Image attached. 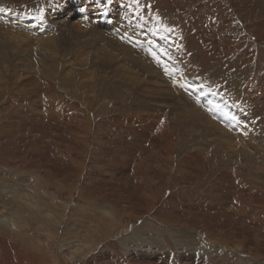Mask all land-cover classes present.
<instances>
[{"label": "rangeland", "instance_id": "rangeland-1", "mask_svg": "<svg viewBox=\"0 0 264 264\" xmlns=\"http://www.w3.org/2000/svg\"><path fill=\"white\" fill-rule=\"evenodd\" d=\"M151 2L0 0V264H264V0ZM71 22L129 42L171 85L210 86L258 174L221 162L223 138L200 140L139 82L84 65Z\"/></svg>", "mask_w": 264, "mask_h": 264}, {"label": "bare ground", "instance_id": "bare-ground-1", "mask_svg": "<svg viewBox=\"0 0 264 264\" xmlns=\"http://www.w3.org/2000/svg\"><path fill=\"white\" fill-rule=\"evenodd\" d=\"M154 1L155 0H152V2H154ZM162 4H163V6H166V1L163 2ZM142 13L144 14L145 10L142 11ZM3 15H4V13L1 14L2 17H3ZM68 16H69V14H68ZM76 16H77L76 14H73V13L70 14L71 18H75L76 19ZM149 22L152 25L156 26L158 28V30L161 31L165 35V33H164V32H166L165 27L164 26L162 27V23L159 20H155V17H151ZM68 24H69L68 25L69 29H71V30H72V28L76 29L75 30V32H76L75 34H71L70 33L68 35L69 39L76 41V44L79 43L80 49L82 51L81 52L82 56L85 53H87V56L83 57V61L82 62H83L84 65L87 64V61H90L91 63H93L95 65H97L95 62H99V66L100 67H102V68H110V69H106V70H110L109 76H112V75L118 73L119 75L124 77L126 80L132 82L133 84H136V83L139 82V85H138L139 92H141V94H143V96L145 97V100H146L145 102L146 103L151 104V106L155 107V108H157V107L160 108L162 105H168V109L173 110V112L177 115V118H180V120L184 124V126L186 125L188 129L193 128L194 132L198 133V136H199L198 138H200V140H204L205 139L208 142L216 143V141L218 139L223 138L221 140H222V144H224V145L221 146V147H218V148L225 147V149H228V152L221 153V155L219 154L220 156H222V159H220L218 157L217 152H212V154H214L213 155L214 158L220 159L221 162H222V160L229 161L230 162V167L231 168L234 167L235 169L239 170V173H241V171L243 172V168H244L245 169L244 171H246V173H248V171H252V172H255L254 175L258 174V173H256V170L254 168H250V167L248 168L247 166H245L248 163V161L256 162V161L253 160V158L248 157L247 155L244 154V152L247 149L245 150V147L239 146L236 141L235 142L231 141L229 135L234 133V130L232 131V133H228L226 130H224V128H222L223 126L222 127L220 126V125L223 124V121H227L229 119V116L226 115V113H225V107L226 106L223 107V106L219 105V103L217 102V99L213 95V91H212V88L210 86H208L207 84H202V83L197 85V86H195V84H194V86H191V85H189L187 83L188 80H186L187 82L186 81L184 82V78H180V79L176 80L175 82H177V81L178 82L175 83V85H171L170 82H172V80H169L170 77H171L169 74L164 75V77L157 78V74H154V72H153L154 70L151 69V67H150L151 59H147L146 62H145V59L140 58L138 56V54L134 53V51H132V52L129 51L128 55L126 56L125 52H127L128 49L125 50L124 48L130 46L129 42L125 43V47L124 48L122 47V45H119L115 41H113V43L110 42L108 40V38H104L103 40L98 42L97 39H99V38L94 36V33L90 31L91 29L89 27L81 25L82 27H86V28H81L79 25L76 26L74 22H71V23H68ZM4 26H9V25H4ZM94 26L99 27L97 24H95ZM2 28H3V26L1 25L0 26V36L3 35ZM6 28H8V27H6ZM6 28H5V34L4 35L6 36V34H7L8 36H10V37H6L7 41H5V43L7 44V46L11 45L10 49L11 50H16L17 53H19L20 55L25 54V52L23 53V51H20V49H18V48H20V44H21L20 42L22 40H24L25 36H22V34H18L19 33L18 30H15V32L13 33L10 29L6 30ZM146 37L151 39L152 33H151L150 30L147 31ZM101 38H102V36H101ZM172 39L174 41H177L174 36L172 37ZM1 40L2 39H0V42H1ZM104 40L107 43H105ZM50 42H52V41H50ZM46 44H47V46H49L48 45L49 42H47ZM131 44H132L133 47H135V46L139 47V44L135 45V43H133V42ZM145 45H143V48L145 50H147L148 52H151L150 51L151 45H149V44H145ZM55 53H56V51H55ZM94 54L98 55V59L96 61H92V56ZM120 57H121V59H119ZM125 57H126V59H125ZM58 60H59V58H58ZM64 66H66V65H64ZM171 68L173 70H176L177 69L176 68V64L171 65ZM139 71H141L142 73H139ZM180 72H182V71H180ZM52 79H53V77H52ZM158 80H161L163 83L158 81ZM190 80L192 82L197 81L196 79H192V78H190ZM61 82H64V81H61ZM52 85H54V84H52ZM2 87H4V86H2ZM59 87H60V85H59ZM83 99H84V97H83ZM83 103H84V101H83ZM246 142L247 141H245L244 144ZM247 145H246V147H247ZM249 146H250V144H249ZM252 147L253 146L251 145V148ZM206 153H209V152H206ZM179 158L180 157H178V159ZM259 167H261V166H259ZM179 169H180V167H179ZM149 179L151 180L152 178H149ZM166 183H167V181H166ZM23 194H25V193H23ZM9 196H8V198H9ZM22 198H23V196H22ZM2 199L3 198L0 195V201H2L4 203L7 202L6 201L7 199H5V198H4V200H2ZM8 201H11V200L9 199ZM8 203H12V202H8ZM19 205H20L21 209H23V208L25 209L26 208V206H22V204H19ZM12 216H14V215H12ZM2 223L3 222H1V219H0V225H2ZM107 223H108V221H107ZM4 225H5V223H4ZM108 226H110V225H108ZM166 228H168V227H166ZM15 230H17V229H12L10 231L13 232ZM87 231H89V230H87ZM184 231H185V229H184ZM18 232L19 231H15L13 233L16 234ZM177 232H178V230H177ZM177 232H175V233H177ZM83 235H85V234L83 233ZM86 239H88V238H86Z\"/></svg>", "mask_w": 264, "mask_h": 264}, {"label": "snow or ice", "instance_id": "snow-or-ice-1", "mask_svg": "<svg viewBox=\"0 0 264 264\" xmlns=\"http://www.w3.org/2000/svg\"><path fill=\"white\" fill-rule=\"evenodd\" d=\"M141 19H143V17H141ZM149 43H154V41H150ZM160 51H161V52H164L165 54H167V49L161 48ZM154 58H156L155 55H154ZM170 58H171V57L169 56V59H170ZM157 62L159 63V60H158V59H157ZM232 119L235 120V117H233ZM237 123H238V122H237ZM245 134H246V133H245Z\"/></svg>", "mask_w": 264, "mask_h": 264}]
</instances>
